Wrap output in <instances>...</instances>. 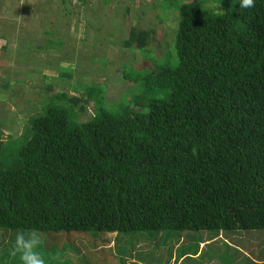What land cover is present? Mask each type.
Returning a JSON list of instances; mask_svg holds the SVG:
<instances>
[{"label":"trees","instance_id":"16d2710c","mask_svg":"<svg viewBox=\"0 0 264 264\" xmlns=\"http://www.w3.org/2000/svg\"><path fill=\"white\" fill-rule=\"evenodd\" d=\"M215 2L223 13L176 5L173 60L124 67L129 97L53 91L10 152L0 128V227L173 232L185 235L180 252L218 232L264 235V0ZM148 35L131 26L121 44L142 50ZM91 98L79 120L75 105Z\"/></svg>","mask_w":264,"mask_h":264},{"label":"rangeland","instance_id":"374dc122","mask_svg":"<svg viewBox=\"0 0 264 264\" xmlns=\"http://www.w3.org/2000/svg\"><path fill=\"white\" fill-rule=\"evenodd\" d=\"M184 1L0 0V128L1 139L9 141L8 151L23 144L24 124L53 91L78 96L86 93L83 86H99L104 99L113 102L132 91L133 82L122 70L148 68L152 60L172 61L176 5ZM198 1L217 8L215 0ZM131 26L149 31L142 50L121 44ZM75 108L79 120L88 119L93 99ZM21 230L0 227V257L7 254L9 264H20L10 255L8 243ZM39 233V250L47 264L64 259L73 264H164L162 250L186 244L184 234L168 232L164 239L149 230Z\"/></svg>","mask_w":264,"mask_h":264},{"label":"crops","instance_id":"0c3cea01","mask_svg":"<svg viewBox=\"0 0 264 264\" xmlns=\"http://www.w3.org/2000/svg\"><path fill=\"white\" fill-rule=\"evenodd\" d=\"M229 236L218 232L204 237L193 251L188 252H180L178 246H174L176 248L169 253L166 264L171 263V257L172 264H264V235L260 237L243 231L241 234L230 233Z\"/></svg>","mask_w":264,"mask_h":264},{"label":"clouds","instance_id":"9594fccd","mask_svg":"<svg viewBox=\"0 0 264 264\" xmlns=\"http://www.w3.org/2000/svg\"><path fill=\"white\" fill-rule=\"evenodd\" d=\"M240 9L255 7V0H238ZM220 12H224L221 3L217 5ZM43 238L37 230H21L15 233L14 238L8 243L10 255L18 257L20 264H47L45 257L40 252Z\"/></svg>","mask_w":264,"mask_h":264}]
</instances>
